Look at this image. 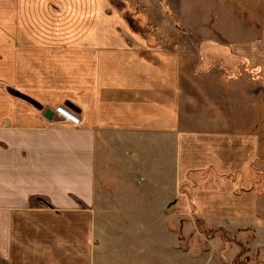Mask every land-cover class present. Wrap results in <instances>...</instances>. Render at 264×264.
<instances>
[{"label": "crops", "instance_id": "0c3cea01", "mask_svg": "<svg viewBox=\"0 0 264 264\" xmlns=\"http://www.w3.org/2000/svg\"><path fill=\"white\" fill-rule=\"evenodd\" d=\"M143 8L0 0V264H185L176 194L264 259V0Z\"/></svg>", "mask_w": 264, "mask_h": 264}, {"label": "rangeland", "instance_id": "374dc122", "mask_svg": "<svg viewBox=\"0 0 264 264\" xmlns=\"http://www.w3.org/2000/svg\"><path fill=\"white\" fill-rule=\"evenodd\" d=\"M108 1L134 29L136 27V30L141 31L139 24L147 23L146 19H148L146 8L143 6L160 3L162 0ZM171 197L173 198L169 210L162 216L154 217L157 228L155 227L153 235L155 239H167L171 244L179 241V249L185 251V264H201V261L197 259L200 256L219 258L220 264H264L261 253L258 250H249L247 247L252 238L251 234L245 235L243 240L241 233H232L212 226L210 222H204L190 212L183 214V208L178 206L181 197L178 199L177 194ZM186 205L188 206L187 201ZM114 258L109 251L105 256L106 264H113ZM163 262L164 257L160 264L165 263Z\"/></svg>", "mask_w": 264, "mask_h": 264}, {"label": "built area", "instance_id": "2783aa9c", "mask_svg": "<svg viewBox=\"0 0 264 264\" xmlns=\"http://www.w3.org/2000/svg\"><path fill=\"white\" fill-rule=\"evenodd\" d=\"M54 113L60 121L69 123L73 126H78L80 123L79 119L74 114L63 107H57Z\"/></svg>", "mask_w": 264, "mask_h": 264}, {"label": "water", "instance_id": "95a60500", "mask_svg": "<svg viewBox=\"0 0 264 264\" xmlns=\"http://www.w3.org/2000/svg\"><path fill=\"white\" fill-rule=\"evenodd\" d=\"M65 107H67V108L70 109V110H73L72 107H71L70 105H65ZM52 114H53V113H52L51 111H49V110L44 111V115H45V117H47V118L51 117Z\"/></svg>", "mask_w": 264, "mask_h": 264}, {"label": "trees", "instance_id": "16d2710c", "mask_svg": "<svg viewBox=\"0 0 264 264\" xmlns=\"http://www.w3.org/2000/svg\"><path fill=\"white\" fill-rule=\"evenodd\" d=\"M129 22V21H128ZM130 23V22H129Z\"/></svg>", "mask_w": 264, "mask_h": 264}]
</instances>
